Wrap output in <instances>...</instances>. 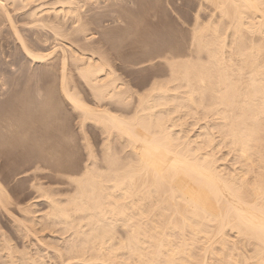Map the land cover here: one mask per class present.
<instances>
[{
	"label": "bare ground",
	"instance_id": "6f19581e",
	"mask_svg": "<svg viewBox=\"0 0 264 264\" xmlns=\"http://www.w3.org/2000/svg\"><path fill=\"white\" fill-rule=\"evenodd\" d=\"M35 1L0 0V15L13 29L25 60L45 64L54 50L45 55L31 51L7 8L27 10ZM200 1L198 11L205 4L210 16L200 24L195 15L187 53L155 57L168 66L167 74L151 79L137 98L134 90L135 98L130 97L128 83H120L106 60L77 49L78 43L76 48L68 43L52 59L48 67L58 72L54 87L80 119L77 131L85 157L75 172H67L55 158L38 162L28 171L37 197L26 205L14 203L0 182V219H10L29 244L18 251L0 227V264H264V0ZM83 2L52 0L48 5L40 0L24 14L36 22L39 17L56 20L49 24L54 33L71 18L72 32L80 35ZM114 11L109 13L116 17L119 10ZM150 13L156 17L155 11ZM69 59L82 83L78 81L79 88L84 85L94 100L92 106L72 86L75 73L68 70ZM112 105L125 110L118 113ZM18 120L23 127L12 134L13 141H24L36 118L29 128L26 120ZM87 125L100 138L98 151L90 144L93 136L87 138ZM217 152L222 158L230 155L232 163H222L225 158ZM43 170L51 172L48 186ZM36 200L46 206L41 216L31 209Z\"/></svg>",
	"mask_w": 264,
	"mask_h": 264
},
{
	"label": "rangeland",
	"instance_id": "374dc122",
	"mask_svg": "<svg viewBox=\"0 0 264 264\" xmlns=\"http://www.w3.org/2000/svg\"><path fill=\"white\" fill-rule=\"evenodd\" d=\"M43 1L44 0H41L40 3V0H36L31 4L29 8H33V6L35 7L42 3L43 4L47 3L48 5H50V3L52 2V0H45L47 1V2L44 1L45 3ZM81 1L82 2L85 1L83 2V7L79 10L80 11L79 17L81 18L80 20H82L81 22L83 24H81L80 20L79 22L81 26L84 25L83 33L87 37L83 35V33L81 34L84 37L81 34L79 35L77 33L72 32L71 27L74 25L71 24V22L73 21L70 18L71 16L68 17L70 18V21L69 19H66L68 20V21L66 20L64 21L66 24H64L63 22L62 28H60L58 31H56V33H54L53 32L54 30L51 29L50 25H56V20H53L52 21L53 23L51 22V20L45 21L46 19H43V17L38 18L39 22L33 20L38 26L41 25L42 26L41 28L35 26L36 24L31 19H29V17L27 18L25 16L26 14L24 13H27V10H29V8L27 10L24 8V10H26L24 11L23 9H16V8L14 9L13 7L14 9L13 10L12 8L9 9L10 7H7L8 12H10L11 19L14 22L13 23L14 27L17 29V31H19L18 33L22 38L24 36L26 41L25 40L23 41H25L24 43L25 45H27L28 48L29 47L31 48V51H34V53L40 52L39 54L42 53L43 55H45L54 50L53 56L50 55L47 58L48 62L46 61L45 64H32L28 62L29 60L27 59L25 60V58L22 56L21 53L22 51L20 49L21 47L18 40L14 38L15 35L14 36L12 35V33H14L12 32L13 29L12 28H11L12 30L10 29L8 22L6 23L5 18L0 15L2 17V18L0 17V74L2 73L0 75V86H2L0 87L2 88L0 89V182L1 185L6 189L8 195H10L9 197L14 200V203L16 201V203L19 202L18 204L22 203L21 205H23L25 203L27 204L29 202L31 203L32 201L30 200L32 198L33 201L34 199H36L35 197H37V193L31 187V182H33L31 180L32 175L30 174L31 172L28 171L33 170V168L37 165L40 166L38 162L40 163L44 159L50 160V158L52 159L55 158L57 159L56 161L59 160L58 162L60 163L61 166L68 168L67 172L69 170L76 169L72 171L75 172L82 165L80 161L84 160L83 157H85L84 151L82 150V141L81 139H79L80 130H78L79 132L77 131V129H79L78 128L79 123L77 121L80 120L78 119L79 118L78 114H76L77 113L76 111L74 114L73 113L74 111H72L73 108L70 106V104L64 101V98L61 96L58 90V86L56 87L57 89L54 87L58 83V79L56 80L58 76L57 70L48 67L50 63L52 64L53 60L57 58L56 56H59L58 54H60L61 48H66L68 43L71 42L73 46L74 44L76 45V43H78L76 46L77 49L79 50L83 49L85 50L84 52L86 51L90 52L88 54H91L92 52L93 57H97V58L102 57L103 60H106L105 62H107V64L109 63L111 65L110 66L108 64L112 68V70L116 72V76L115 73L114 76L116 78L122 79L120 83H124L125 85L126 82L128 83L127 86L130 88H128L127 86L126 87L128 89H131L130 90L131 94L129 91L130 97L133 98V96L136 95L137 98L138 95L137 92L139 91L141 93L142 92L145 93L144 89L147 90L150 81L151 82L153 81L151 79L160 80L166 76L167 74L166 71L168 66L164 63L167 66L165 69L164 68L165 66L162 64L163 62L160 59H159L160 61L157 60L158 58H160L159 56H161L163 52L167 53V55L170 56L171 54L174 56L176 55L178 56L181 53L182 54L180 56H183L184 54L187 53L186 50L189 48L188 47L190 43L189 37L192 36L191 30L193 28V23H195L197 19L195 18V15L197 14V16L201 18L199 19L200 24L205 23L210 16V9L208 8L209 9L208 10L205 7L204 3H203L204 6L202 5L203 6L202 9L198 11L199 5L201 4L200 0H133L132 5L126 4L125 2L121 4H116L114 0H113L114 1L113 4L109 0H108L109 3H107L106 0L103 1L101 0L100 2L99 1L95 2L93 0L92 2L86 0H81ZM36 2L38 3L36 4ZM94 2L95 4L96 3L102 4L101 5L102 7L98 4L97 5L100 6V8L97 5L95 6ZM108 4H110V6ZM113 5L114 7H112ZM15 7H18V5H16ZM19 7L21 6L19 5ZM95 7H97V9ZM113 9H115V11L119 10V12L121 10L120 12L121 14L122 11L124 13L126 11L127 12L124 15H121L118 12L116 17H118L119 19H116L115 15H111L113 14L114 11ZM16 10H20L21 12L20 11L18 12ZM22 10L24 12H22ZM144 11H146L147 14L149 13L148 16L152 14L150 13L151 11L153 12L155 11L153 15L156 14V17L152 15L148 17L147 14L145 13L142 14V12ZM21 13L24 15H22ZM118 14L121 16H119ZM41 22H43L44 24ZM45 23L47 24L45 25ZM47 25L50 28H48ZM65 27L68 29H66ZM69 28H71L70 29L71 32L69 31ZM60 32H62L63 34L61 33L60 35ZM34 34L37 35L36 36L37 38L35 37ZM75 34L77 38L75 37ZM58 35H60V37ZM49 37L51 39H49ZM79 38H81L84 41L80 40L81 41L80 43L79 41H77V39ZM41 40L44 42H42ZM51 40L54 42H52ZM59 40H63L64 42ZM32 41H34L33 42L34 44L32 43ZM55 41L58 46L56 45ZM45 42L48 43L46 44ZM44 43L47 46L44 45ZM51 45H53V47ZM48 47L49 48L51 47V49L52 48L53 49L52 50L48 49ZM56 47L59 49H57ZM78 47H81V49ZM44 48H47V50ZM55 50L58 53H56ZM43 52H45V54ZM93 52H95V54ZM155 57L158 58L155 59ZM70 60L71 59H69L68 61V65L71 67L68 66V70L76 74L75 76V74L72 75L73 73H70L72 76H74L73 78L74 81L72 86L75 87L76 89V85L80 86V84L82 85V83L80 79L78 80L77 72H75L76 71L75 68H72L74 67V65ZM69 62H71V64ZM71 69L74 71H72ZM163 72L166 74L164 75ZM162 73L164 77L160 75ZM54 74L56 76H54ZM155 76L156 77L158 76L157 77L158 79ZM75 78L77 79V82L75 81L76 80ZM121 79H119V81ZM78 81L80 84L78 83ZM79 86H78L79 91H77L76 94L80 95L79 97L84 100L83 102L85 104L92 106L94 104L93 102L94 100L91 96H89L91 94L89 92H86L88 90L84 85L82 86L83 88H79ZM52 88H54L55 90L54 89L52 90ZM82 90H85V92ZM133 90L136 91L134 95H132ZM128 95L127 97H129ZM132 98L130 99V101L133 100L135 96L133 99ZM128 100L129 99L127 98V101ZM133 102L135 101L133 100ZM89 103H91L92 105ZM114 106L112 105L111 108L113 107V109H115L114 111L118 109L117 110L118 113H120L122 109L125 110L124 109L125 107L123 106L120 105L115 107ZM22 116H24L25 117L24 120H26L24 127L27 128L31 127L32 124H34L35 118H36L35 120L36 124L34 125L36 126L34 127L33 125L31 128L28 129V130L32 129L31 131H29L31 136L30 134H28L25 137L24 141L21 139H14L13 141L12 134L19 129L20 131L22 130L23 126L21 125L23 124H21V121H19L24 118ZM16 119L17 120L19 119L18 120L20 122L19 126L18 123L16 122ZM30 119L33 121H31ZM7 120L8 122H6ZM28 120L31 123H29ZM9 122H11L12 125H10ZM14 123L17 124L18 128ZM87 127L93 129V130L89 129L88 131L90 132H87V130L85 131L86 134H88L87 138H90L89 136L91 135L93 136V141L91 140L92 138L91 137L89 139L91 143L90 142L89 143L92 146L94 145L93 149L97 148V150L94 149L95 151H98L99 149L98 147L100 143V142L98 143V141H100L99 140L100 138L96 134V131H94L95 128L92 125L89 126L87 125ZM194 129L196 130L197 127ZM195 130H193L194 134L198 129L196 131ZM94 133L95 135H93ZM190 134H189L190 137L194 135V134L191 135ZM97 137L99 139H97ZM48 138L52 140L51 143L53 144L49 142L50 140ZM53 139L55 140V142ZM47 141L49 142V144ZM27 142L30 144H28ZM43 147L45 148V150ZM48 147L49 149H47ZM221 151L222 154L223 152H225L223 150ZM42 152H44L45 158ZM56 152L59 153L57 154ZM217 153H219V155L221 154L220 152ZM222 154L220 155L221 157L218 154L216 155L219 156L222 159V161L225 158L224 161L225 160L226 161L225 162L223 161L222 163L228 164L230 162L231 156L228 155V159H229L228 160L226 158L227 154L224 153L223 158H222ZM59 156H61V160ZM38 157L39 158L41 157L40 160L37 159ZM66 168L63 169L66 171ZM50 175L51 172H49L48 170H43L42 176L45 178L42 179V181L46 182L45 183L46 186L49 185L48 180L50 179ZM60 185L59 187H65ZM13 200H11L12 203ZM41 201L42 200H39L37 203L33 202L34 204L31 208L33 211L35 210V208L37 209L36 211L37 213H35V215L36 214L38 215L40 213L38 216H41V214H43V211L45 212L47 211L45 208L46 207L45 203ZM1 218H2L0 219V227H2L1 231L2 232L5 231L6 234H8L10 240L14 239L13 241L11 240V243L12 244L15 243L16 248H18L19 246L20 248H22L24 245L28 246L29 245L27 243L28 239L26 240L27 244L24 243L25 239L18 236V233L15 231L16 230L15 225L13 226V224L10 223L11 221L10 222L8 221L10 219L6 220L7 218L6 217L4 218L3 216H1ZM39 235L41 236V234ZM43 241L46 240L43 239ZM20 248H18V251L21 250ZM49 252H51V250L47 249L44 254L47 256ZM46 260L48 261V258H46Z\"/></svg>",
	"mask_w": 264,
	"mask_h": 264
}]
</instances>
